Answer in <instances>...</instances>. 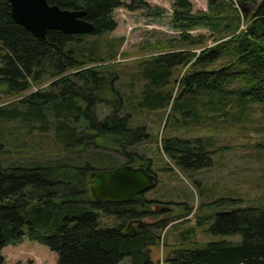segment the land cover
<instances>
[{"label": "trees", "instance_id": "1", "mask_svg": "<svg viewBox=\"0 0 264 264\" xmlns=\"http://www.w3.org/2000/svg\"><path fill=\"white\" fill-rule=\"evenodd\" d=\"M47 2L84 10V18L94 29L86 34L48 30L45 39H38L15 21L9 1L0 0V92L16 98L0 105V149L6 141L1 134L3 125L16 121L41 132L52 128L57 142L70 150L94 145L116 150L126 158L123 164L134 165L140 159L138 165L156 178L151 160L145 162L138 152L127 149L149 135L143 124H131V114L123 110L124 95L114 84L120 75L111 65L115 55L106 64L98 54V40H88L115 29L113 12L123 1ZM172 7L171 22L181 31L180 37L177 43L162 42V50L153 45L157 48L154 55L141 61L138 74L145 82L140 95H130L135 105L153 110L173 104L181 95L193 99L191 106L195 107L184 115H198L199 101L207 111L221 112L230 103L223 100L232 84L237 97L264 103V0L251 11L234 7L231 0H208L207 10L194 11L190 0H173ZM161 12L154 8L151 15ZM198 27L210 29V37L189 33ZM194 47L199 51H192ZM179 66L187 68L171 88L174 69ZM99 102L112 107L101 119L96 109ZM163 149L185 171L211 165L200 138H165ZM92 163L91 159L79 165L0 162V264H11L2 254L3 247L24 237L55 252L56 264H264V209L253 206L220 211L198 222H211L206 228L211 235L239 234V240H209L191 247L183 244L187 236L182 234V243L162 261L154 262L146 250L158 246L160 236L155 231L165 229L167 219L145 222L124 234L129 219L147 215L144 208L148 204L144 197L145 205L96 201L88 183L95 170ZM164 204L168 211L176 205ZM185 207L183 203L184 214ZM103 215H113L117 222L102 225Z\"/></svg>", "mask_w": 264, "mask_h": 264}, {"label": "rangeland", "instance_id": "2", "mask_svg": "<svg viewBox=\"0 0 264 264\" xmlns=\"http://www.w3.org/2000/svg\"><path fill=\"white\" fill-rule=\"evenodd\" d=\"M122 1V5L113 12L117 23L115 29L102 36L88 37V40H98V54L104 57L106 64L109 63L108 57L115 55L111 65L120 75L114 84L124 95L123 110L131 114V124H143L149 135L148 139L127 147L129 151L142 155L143 161L148 162L150 159L151 168L156 173V182L143 193L144 198L159 201L163 205L170 201L176 204L171 206L170 211L166 208L154 212L152 209L143 217L147 222L164 218L168 221L165 229L155 231L160 236L158 246H150L146 252L154 262L162 261L170 249L182 243V234L187 236L183 244L191 247L209 240L237 241L240 239L239 234L211 235L206 231L211 222H198L209 215L237 207L264 209V103L250 97H237L235 84H232L226 88L223 100H229L230 103L221 112L207 111L199 101L196 103L198 115H184L185 110L192 112L195 107L191 106L193 99L181 95L176 97L173 104L153 110L136 106L135 99L130 95H140L145 82L138 74L141 61L154 55L157 48L153 49V45L159 47L157 50H162L165 44L162 42L166 40L177 43L181 31L174 28L171 22L173 0ZM231 1L234 7L243 6L251 11L260 0ZM190 2L194 11L207 10L208 0ZM154 8L161 9V14L152 16ZM239 27L243 29L245 25ZM189 33L210 37L211 30L198 27ZM208 45H211V41H208ZM192 51H199V48L194 47ZM220 63L222 61L214 66ZM186 68L179 66L174 69L169 87H176V80ZM46 85L47 82L40 87ZM14 99L13 95L0 92V105H8ZM96 109L101 119L111 112L112 107L99 102ZM1 130L6 140L0 149V162L3 164L18 161L79 165L91 159L95 170H104L120 166L126 160L114 149L94 145H84L78 150L65 148L55 139L52 128L41 132L36 127L29 128L11 121L6 122ZM169 137L200 138V143L209 151L211 165L187 171L178 167L163 149V140ZM141 162L136 159L134 165L139 166ZM183 203L186 204V214ZM115 222L117 219L113 215L100 218V223L105 226H112ZM135 227L132 225V228ZM189 229H192L190 234L186 232ZM2 254L6 262L11 264H56L57 259L55 252L27 237L19 243L3 247Z\"/></svg>", "mask_w": 264, "mask_h": 264}, {"label": "water", "instance_id": "3", "mask_svg": "<svg viewBox=\"0 0 264 264\" xmlns=\"http://www.w3.org/2000/svg\"><path fill=\"white\" fill-rule=\"evenodd\" d=\"M15 21L30 31L36 38L45 39L48 30H60L70 34H86L94 24L85 19L82 9L61 8L47 0H8ZM89 188L96 201L128 202L144 204L142 194L154 186V175L143 166L123 164L114 168L94 170L89 175ZM162 206H164L162 204ZM131 223L142 225V218L130 220L123 229L129 234ZM135 229V228H134Z\"/></svg>", "mask_w": 264, "mask_h": 264}, {"label": "flooded vegetation", "instance_id": "4", "mask_svg": "<svg viewBox=\"0 0 264 264\" xmlns=\"http://www.w3.org/2000/svg\"><path fill=\"white\" fill-rule=\"evenodd\" d=\"M123 165V164H122ZM114 168V167H113ZM147 170V169H146ZM148 172H150L149 170H148ZM150 173H152V172H150ZM153 174V173H152ZM154 175V174H153ZM154 177H155V175H154ZM142 196V198L144 197L143 196V194L141 195ZM145 200H146V203L145 204H148V207H146V208H144V210H145V212H149V211H152V209H154V212H156V210H165L166 209V206L164 205V206H162V204H160V202L159 201H156V200H153V199H146L145 198ZM144 204V205H145ZM133 219H136V218H131V219H129V221L130 220H133ZM142 219H143V217H142ZM145 221V220H144ZM145 222H147V221H145ZM144 224V223H143ZM132 225H135L136 227L137 226H141V225H138L137 223H131V225L128 227V232H129V234H131L135 229L134 228H132ZM132 229H131V228Z\"/></svg>", "mask_w": 264, "mask_h": 264}, {"label": "bare ground", "instance_id": "5", "mask_svg": "<svg viewBox=\"0 0 264 264\" xmlns=\"http://www.w3.org/2000/svg\"><path fill=\"white\" fill-rule=\"evenodd\" d=\"M155 178V177H154Z\"/></svg>", "mask_w": 264, "mask_h": 264}]
</instances>
